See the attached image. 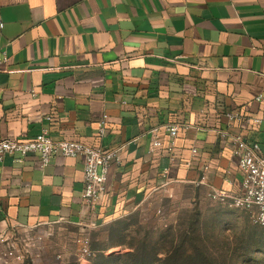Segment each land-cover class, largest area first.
I'll return each instance as SVG.
<instances>
[{
    "label": "crops",
    "instance_id": "crops-1",
    "mask_svg": "<svg viewBox=\"0 0 264 264\" xmlns=\"http://www.w3.org/2000/svg\"><path fill=\"white\" fill-rule=\"evenodd\" d=\"M0 20V140L47 129L121 160L90 212L82 158L57 154L44 168L38 153L6 158L0 239L49 224L87 230L182 186L192 199L211 187L240 192L237 159L218 131L229 113L258 118L233 132L264 148V0H0ZM164 124L180 125L172 152Z\"/></svg>",
    "mask_w": 264,
    "mask_h": 264
},
{
    "label": "rangeland",
    "instance_id": "rangeland-1",
    "mask_svg": "<svg viewBox=\"0 0 264 264\" xmlns=\"http://www.w3.org/2000/svg\"><path fill=\"white\" fill-rule=\"evenodd\" d=\"M191 193L185 186L169 195L155 193L89 227V256L80 251L84 233L76 225L16 228L8 243L29 242L35 250L22 262L0 259V264H94L101 256L120 264V257L133 250L145 257L143 264H264V225L241 208L192 199Z\"/></svg>",
    "mask_w": 264,
    "mask_h": 264
},
{
    "label": "built area",
    "instance_id": "built-area-1",
    "mask_svg": "<svg viewBox=\"0 0 264 264\" xmlns=\"http://www.w3.org/2000/svg\"><path fill=\"white\" fill-rule=\"evenodd\" d=\"M1 25V20H0ZM8 61L6 54L0 58V65ZM1 90V87H0ZM258 99H262L258 97ZM48 119H51L50 117ZM260 119L250 118L240 113L228 114V127L218 131L219 138L225 140L230 148L233 157L237 159L238 169L241 174V190L239 193H233L228 190H220L211 187L208 198L212 201L234 206L245 210L252 221L259 225H264V148L258 142H250L249 138L243 132H233L234 125L237 122L252 124L260 122ZM106 120L99 123V133L104 135ZM170 135L168 144L169 152H172L176 146V138L180 129L179 124H164L162 126ZM162 142L156 139L153 143L154 148H158ZM38 153L40 156L41 167L48 166L53 157L60 154L65 157L82 158L84 164V179L82 200L86 208L92 212L95 206L107 192L108 175L111 163L115 160L121 163L118 150H105L101 147L90 146L78 141L72 140H54L45 129L41 134L29 140H19L5 138L0 140V164L6 158L12 157L15 162H23L29 154ZM192 157L196 156L197 149L191 151ZM192 164V160L188 162ZM209 166L203 167V175L200 183L207 182L206 172ZM170 173V166L166 165L163 169L164 176ZM231 183V182H230ZM82 236L78 239L80 251L84 255H92L86 230L81 231ZM1 242L4 240L0 239ZM0 248V259L22 262L34 252L35 244L26 243L18 247L14 242L8 243Z\"/></svg>",
    "mask_w": 264,
    "mask_h": 264
},
{
    "label": "trees",
    "instance_id": "trees-1",
    "mask_svg": "<svg viewBox=\"0 0 264 264\" xmlns=\"http://www.w3.org/2000/svg\"><path fill=\"white\" fill-rule=\"evenodd\" d=\"M114 258L115 257L101 256V258H99L94 264H111V262L115 260ZM144 258L145 257L140 254L137 250H133L129 254L122 255V257H120V259H122V262L120 264H143L145 260ZM175 261L177 262L176 259Z\"/></svg>",
    "mask_w": 264,
    "mask_h": 264
}]
</instances>
